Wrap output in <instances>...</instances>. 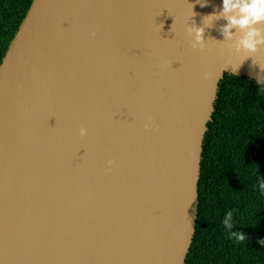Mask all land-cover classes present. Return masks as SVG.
Segmentation results:
<instances>
[{
	"label": "water",
	"instance_id": "95a60500",
	"mask_svg": "<svg viewBox=\"0 0 264 264\" xmlns=\"http://www.w3.org/2000/svg\"><path fill=\"white\" fill-rule=\"evenodd\" d=\"M220 6L32 0L0 62V264H185L218 83L264 77L226 67L222 18L191 46Z\"/></svg>",
	"mask_w": 264,
	"mask_h": 264
},
{
	"label": "trees",
	"instance_id": "16d2710c",
	"mask_svg": "<svg viewBox=\"0 0 264 264\" xmlns=\"http://www.w3.org/2000/svg\"><path fill=\"white\" fill-rule=\"evenodd\" d=\"M32 0H0V62ZM257 169V171H256ZM264 88L224 74L203 139L195 232L185 264H264ZM233 210V229L222 224ZM239 230L246 240L234 242Z\"/></svg>",
	"mask_w": 264,
	"mask_h": 264
},
{
	"label": "clouds",
	"instance_id": "9594fccd",
	"mask_svg": "<svg viewBox=\"0 0 264 264\" xmlns=\"http://www.w3.org/2000/svg\"><path fill=\"white\" fill-rule=\"evenodd\" d=\"M196 2L203 7L209 0H196ZM190 7L191 17H194L196 13L193 11L192 3ZM221 18L226 23L220 27L223 39L218 42H227L228 48L239 59V63L234 67L231 63L226 67L228 68L231 65L233 72H235V69L245 59L251 57L253 64L259 65L260 69L264 70V66L260 62L261 58L255 55L264 49V0H221L219 10L214 9L212 12L202 15L199 25L194 20L187 25L185 30L192 37L191 46L193 48H205L206 41L209 39L204 36L205 28L211 27L216 20ZM233 29L235 30L233 31ZM92 35H95V33L93 32ZM256 83L258 88H264V77L258 78ZM153 126L151 118L144 124L146 129ZM86 132L87 129L84 127L79 129L81 136L85 135ZM109 163H112V161H109ZM256 187H258L260 194L264 195V179H260L259 176L257 177ZM222 224L225 229H233V210H229L224 214ZM228 236L234 242L246 240L245 233L239 230L229 231ZM258 243L264 246V238L260 239Z\"/></svg>",
	"mask_w": 264,
	"mask_h": 264
}]
</instances>
